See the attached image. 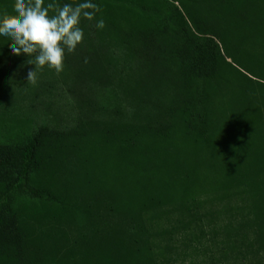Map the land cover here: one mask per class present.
Returning <instances> with one entry per match:
<instances>
[{"label": "trees", "instance_id": "1", "mask_svg": "<svg viewBox=\"0 0 264 264\" xmlns=\"http://www.w3.org/2000/svg\"><path fill=\"white\" fill-rule=\"evenodd\" d=\"M95 2L35 85L0 40V264H264V0Z\"/></svg>", "mask_w": 264, "mask_h": 264}, {"label": "clouds", "instance_id": "2", "mask_svg": "<svg viewBox=\"0 0 264 264\" xmlns=\"http://www.w3.org/2000/svg\"><path fill=\"white\" fill-rule=\"evenodd\" d=\"M100 11L95 0H14L12 13L0 14V40L9 42L12 56L23 55L25 64L34 66L27 81L35 85L38 69L64 71L67 54L84 42L83 21L95 20L96 29H104L103 18L97 19Z\"/></svg>", "mask_w": 264, "mask_h": 264}]
</instances>
